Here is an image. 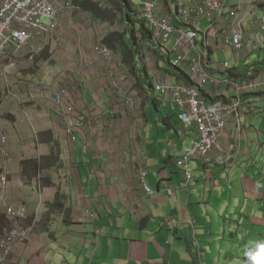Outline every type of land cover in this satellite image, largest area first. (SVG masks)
<instances>
[{
  "label": "crops",
  "instance_id": "obj_1",
  "mask_svg": "<svg viewBox=\"0 0 264 264\" xmlns=\"http://www.w3.org/2000/svg\"><path fill=\"white\" fill-rule=\"evenodd\" d=\"M70 1L79 9H61L53 34L32 37L18 53L11 47L2 59L3 65L14 59L18 67L7 78L0 68V150L9 158L4 166L0 155V175L8 177L6 189L0 188V234L7 208L19 216L13 228L19 236L32 225L39 203L46 207L42 221L14 248L10 264H246L249 242L237 243L241 224L229 210L244 201L245 211L264 212V87L246 95L229 119L221 149L191 162L194 179L186 185L176 163L197 135L183 129V110L154 85L185 83L189 64L172 66L175 57L155 46L140 8L126 9L122 0H88L89 11L81 0ZM151 1L159 17L187 27L176 4ZM224 7L220 22L204 19V29L199 22L198 48L216 80L201 90L209 105L233 99L222 82L240 79L241 71L264 82L263 72L249 68L264 60V0H226ZM233 26L244 33L239 55L223 44ZM102 43L114 52L110 62L99 53ZM220 49L228 57L213 64ZM59 92L61 105L55 102ZM55 141L62 144L61 164L43 170L38 183L24 161L39 162ZM141 168L151 195L143 190ZM251 187L257 188L252 195ZM59 195L71 222L62 212L43 226L47 204ZM253 236L247 233L248 240Z\"/></svg>",
  "mask_w": 264,
  "mask_h": 264
},
{
  "label": "built area",
  "instance_id": "obj_2",
  "mask_svg": "<svg viewBox=\"0 0 264 264\" xmlns=\"http://www.w3.org/2000/svg\"><path fill=\"white\" fill-rule=\"evenodd\" d=\"M169 1L176 4L179 15L187 25L185 29L178 28L167 18L159 17L155 1L130 0L133 6L141 9L143 21L152 33L155 46L175 57L172 66L180 68L185 63L189 64L190 83L172 85L157 81L154 85L156 93L160 96H170L174 105L183 110L178 116L182 127L187 131L195 130L196 132V139L189 144L176 163L177 169L184 175L185 184L188 185L194 179L191 162L199 158H207L215 148L221 149L219 141L227 131L229 119L239 113L243 97L262 89L264 82L249 79L245 81L224 79L223 85L234 92L233 102L209 105L200 90L210 88L216 80L204 64L207 54L198 48V34L201 32L199 22L204 19L220 22L225 16L224 2L226 0ZM63 8L78 10L79 6L70 0L63 2L59 0H0V68L5 78L18 67L14 59H6V63L2 64V59L7 55L9 48L12 47L14 53H18L28 45L32 37L53 34L59 26L58 13ZM230 33V36L224 38L223 44L232 47L239 55L245 49L243 30L233 26ZM261 37L264 40V35ZM99 53L106 61L110 62L114 58L113 50L104 43L100 44ZM229 67V63L223 64L224 69ZM55 102L59 105L63 103L62 92L55 96ZM127 102L131 107L135 104L132 99H128ZM67 111L71 112L72 108H66ZM79 124H83L82 119ZM1 142L5 143L6 137H2ZM0 155L3 165L6 166L9 162L7 151L0 150ZM146 176L147 170L141 168L140 179L143 190L151 195L153 191L146 184ZM7 184V174L3 173L0 175V188L6 189ZM167 192L172 194L169 188ZM43 209L44 204L41 201L32 225L19 236L13 232V228L19 223V216L13 208L6 209L4 214L7 217L8 227L0 234V264H10L9 258L14 248L24 242L28 233L39 224Z\"/></svg>",
  "mask_w": 264,
  "mask_h": 264
},
{
  "label": "trees",
  "instance_id": "obj_3",
  "mask_svg": "<svg viewBox=\"0 0 264 264\" xmlns=\"http://www.w3.org/2000/svg\"><path fill=\"white\" fill-rule=\"evenodd\" d=\"M87 2H88V0H81L80 4L85 9L92 11L90 9V5H88ZM122 2L124 4V6L126 7V9H130L131 6H133L131 4L130 0H122ZM143 23H144V26H143L144 29H147L144 21H143ZM144 36L150 37L151 33L147 30V31H145ZM170 56L171 55H169V57ZM127 65H130V64L127 62ZM262 65H264V60H262L260 62L253 63V65L249 68L253 67L252 71H255L256 73L257 72H263L264 73V68ZM256 75H249L248 72L245 73V72L241 71L239 74L240 79H236V80H240V81H245L248 79L254 80L256 78ZM228 78H230V77H228ZM184 79H185V83H187V84L190 83L189 77H184ZM201 90H200V92H201ZM245 96L243 97V99L245 98ZM203 98H204V96H203ZM234 98H235V95H233L232 100H230L231 98L224 97L223 99L225 100V102L223 101V103H220V104H231L233 102ZM61 152H62L61 142L55 141L53 146L51 147V150L49 153H42L40 155L39 162H36L33 158H30L29 160L24 161V165L27 168L28 173L32 176V178H34L39 183L40 179L42 178L41 173L43 170L53 169V168H55L61 164ZM69 209L70 208L67 206L66 202L62 199V197H60V195L57 196V198L54 201L47 204L46 215H45L44 221L42 223L43 226L46 225L47 223H49L54 216H56L62 212H64V214H65L64 215V221L67 223L71 222V220H69L67 218V213H68ZM1 218H3V217H1ZM5 221H6L5 222L6 223L5 228L7 229V227H8L7 219H5ZM41 221H42V217H41L40 222Z\"/></svg>",
  "mask_w": 264,
  "mask_h": 264
},
{
  "label": "rangeland",
  "instance_id": "obj_4",
  "mask_svg": "<svg viewBox=\"0 0 264 264\" xmlns=\"http://www.w3.org/2000/svg\"><path fill=\"white\" fill-rule=\"evenodd\" d=\"M209 24L208 21H205V20H202L201 21V27L204 29V27H207ZM198 37L201 38V34H198ZM214 58H213V64H219V63H223L224 62V58L223 56L224 55V50L220 49L219 51L215 52L214 54ZM225 57H228V55H226ZM255 60V59H254ZM263 103L264 102H260V106L263 107ZM259 111V110H258ZM263 111V110H262ZM258 118L256 119V124H258ZM258 153H256V156L253 157L254 160L256 159H260V156L258 158ZM264 162V160H263ZM257 168V166L255 167ZM179 170V169H178ZM180 171V170H179ZM192 171V170H191ZM181 172V171H180ZM227 172L228 170L224 171V176L223 178L225 180H227ZM262 190H264V186H262L261 188ZM257 188L255 187H251L250 189V193L252 195V192L256 191ZM237 195H239L237 192H236ZM243 194V193H242ZM264 202V201H263ZM244 201L243 202H240L239 203V208L240 209H237V210H229L230 214H237L236 216L233 217V220L237 223V224H241V227H240V240L237 242L239 243L241 246H243V244H246L248 242H256V241H261V240H264V212L262 213L260 211L261 207H258L256 209V213H252L251 212V209L250 210H244ZM250 214H253L250 216ZM231 218V217H229ZM255 219V222L254 224L252 223V219ZM229 225L231 223V221L229 220ZM250 232L252 234H254L255 232L257 233V236H253V237H248L249 240L247 239V233ZM260 234H263V235H260Z\"/></svg>",
  "mask_w": 264,
  "mask_h": 264
},
{
  "label": "clouds",
  "instance_id": "obj_5",
  "mask_svg": "<svg viewBox=\"0 0 264 264\" xmlns=\"http://www.w3.org/2000/svg\"><path fill=\"white\" fill-rule=\"evenodd\" d=\"M246 264H264V240L249 242L244 251Z\"/></svg>",
  "mask_w": 264,
  "mask_h": 264
},
{
  "label": "bare ground",
  "instance_id": "obj_6",
  "mask_svg": "<svg viewBox=\"0 0 264 264\" xmlns=\"http://www.w3.org/2000/svg\"><path fill=\"white\" fill-rule=\"evenodd\" d=\"M240 108H241V107H240ZM183 129H184V128H183ZM184 130H185V129H184ZM38 159H40V157H39ZM45 208H46V207H45V205H44V209H45ZM44 209H43V210H44ZM42 212H43V211H42Z\"/></svg>",
  "mask_w": 264,
  "mask_h": 264
}]
</instances>
